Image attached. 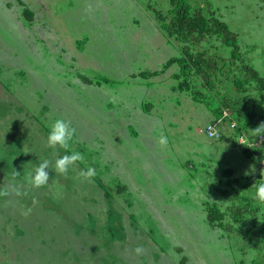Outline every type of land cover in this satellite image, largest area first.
Wrapping results in <instances>:
<instances>
[{"label": "rangeland", "instance_id": "obj_1", "mask_svg": "<svg viewBox=\"0 0 264 264\" xmlns=\"http://www.w3.org/2000/svg\"><path fill=\"white\" fill-rule=\"evenodd\" d=\"M172 2L0 0V264H264V168L245 175L221 119L264 125V0H185L233 46L181 38ZM57 118L72 149L47 144ZM72 150L85 159L56 172Z\"/></svg>", "mask_w": 264, "mask_h": 264}, {"label": "clouds", "instance_id": "obj_2", "mask_svg": "<svg viewBox=\"0 0 264 264\" xmlns=\"http://www.w3.org/2000/svg\"><path fill=\"white\" fill-rule=\"evenodd\" d=\"M209 134H213V130L215 127L208 125ZM258 132V135L264 132V125L255 129ZM76 129L71 125V123L63 118H57L50 127V131L47 134V144L49 147L54 149H72L73 142L75 140ZM168 142V138L165 135L159 136V143L161 145H166ZM85 159L84 154L80 151H66L63 155H60L54 164L55 171L60 174H67L69 168L75 165L77 161H83ZM50 161L48 159L42 160V162L37 165L34 171L29 173L28 180L35 187H40L48 183L50 170L49 165ZM254 166H250V171H246L247 174L254 173ZM97 171L94 167H87L82 169L80 172V176L85 180H90L95 177ZM253 199L259 204H264V183H259L255 186V193L253 195ZM135 251L140 253L143 251L141 246H137Z\"/></svg>", "mask_w": 264, "mask_h": 264}, {"label": "trees", "instance_id": "obj_3", "mask_svg": "<svg viewBox=\"0 0 264 264\" xmlns=\"http://www.w3.org/2000/svg\"><path fill=\"white\" fill-rule=\"evenodd\" d=\"M171 4L173 5L172 27L174 31H177L181 38L186 39L187 37L193 35V33L197 34L200 37H202L206 33H210L222 36L224 42L230 44L231 46L235 45V38L224 23L219 22L216 19L208 21L200 14L191 15L189 7L186 6L185 0H173ZM185 54L187 56V64H191L192 66H194L197 71L202 72L203 65H205V67H208V63L205 62V60H202L200 58L195 59L191 55L187 54V52ZM166 65H170V62H167ZM252 125L253 124H246L240 126L238 124L237 132L246 128H250L252 127ZM242 153L252 163H259L260 155L258 153L252 154L247 150H242ZM263 153L264 150L262 151V154Z\"/></svg>", "mask_w": 264, "mask_h": 264}, {"label": "built area", "instance_id": "obj_4", "mask_svg": "<svg viewBox=\"0 0 264 264\" xmlns=\"http://www.w3.org/2000/svg\"><path fill=\"white\" fill-rule=\"evenodd\" d=\"M221 119H226L228 120L226 122L228 128L231 130L233 134V139L235 143L242 149V150H247L250 153L254 154H259L260 159L258 165L262 168H264V157L262 154V151L264 150V132L260 133L258 135V132L255 130L256 128L260 127L261 124L257 125H252L250 128L243 129L239 132H237V127L238 124L237 122L233 119L230 118L229 112L227 111H222L221 112ZM213 127H215V124H208ZM208 125L204 129V133L207 137L209 138H219L221 136V133L219 130L216 129V127L213 130V134H209V127Z\"/></svg>", "mask_w": 264, "mask_h": 264}, {"label": "crops", "instance_id": "obj_5", "mask_svg": "<svg viewBox=\"0 0 264 264\" xmlns=\"http://www.w3.org/2000/svg\"><path fill=\"white\" fill-rule=\"evenodd\" d=\"M243 155L241 154V157H242ZM263 157H264V153H263ZM245 160H246V158H245ZM247 161V163L248 164H250V166H254V168H255V171H254V173L255 172H258L259 173V168H258V164H254V163H252L249 159L248 160H246ZM243 164H245L244 162H243ZM250 166H246V168H247V171H250ZM231 169V168H230ZM254 173H252V175L254 174ZM246 175V174H245ZM247 175H249V174H247ZM253 179H255V176L254 177H252ZM256 181L258 180V179H255Z\"/></svg>", "mask_w": 264, "mask_h": 264}]
</instances>
